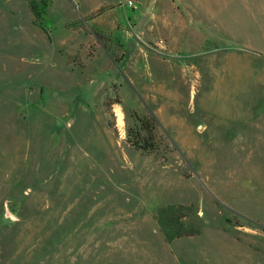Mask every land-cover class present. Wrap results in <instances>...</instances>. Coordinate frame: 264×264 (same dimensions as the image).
<instances>
[{
    "label": "rangeland",
    "instance_id": "rangeland-1",
    "mask_svg": "<svg viewBox=\"0 0 264 264\" xmlns=\"http://www.w3.org/2000/svg\"><path fill=\"white\" fill-rule=\"evenodd\" d=\"M166 1L183 23L168 54L201 72L174 127L131 86L96 96L87 31L110 42L86 0H50L42 26L29 0H0V264H264V0ZM104 2L121 31L139 12ZM147 115L157 137L144 152L130 140ZM172 206L193 207L184 226L198 236L166 241L155 215ZM146 235L148 261L115 250Z\"/></svg>",
    "mask_w": 264,
    "mask_h": 264
},
{
    "label": "crops",
    "instance_id": "crops-1",
    "mask_svg": "<svg viewBox=\"0 0 264 264\" xmlns=\"http://www.w3.org/2000/svg\"><path fill=\"white\" fill-rule=\"evenodd\" d=\"M104 1L86 0L90 5H87L85 14L92 21L96 36L104 35L110 42L108 48L100 42L104 47L102 48L96 37L87 31L89 39L82 53L85 54V60L81 69L83 75L96 74L95 78L100 82L96 96L108 98V92H112L122 98L124 88L131 86L147 100H163L162 103L158 102V108L154 112L158 120L172 127L186 124V119L181 115L180 102L186 92L194 96L196 84L201 82V72L197 70L196 64L172 58L168 54L169 51L177 50L179 26L183 24L174 5L166 0H136L140 6L139 12L133 16V22L128 21L130 27L121 31L117 27L118 22L115 19L111 21L112 15L103 14L105 9L112 12V5ZM134 28L140 30L142 45L134 43ZM117 57L120 58L119 61ZM106 134L111 136L110 131H106ZM191 145L195 146V143ZM123 239L124 242L129 241L131 246L122 245L121 239L115 241L120 243L115 250L136 254L138 260L148 261L156 252V238L153 236H131Z\"/></svg>",
    "mask_w": 264,
    "mask_h": 264
},
{
    "label": "trees",
    "instance_id": "trees-1",
    "mask_svg": "<svg viewBox=\"0 0 264 264\" xmlns=\"http://www.w3.org/2000/svg\"><path fill=\"white\" fill-rule=\"evenodd\" d=\"M50 6V0H29L30 11L35 18V22L42 26L44 16ZM140 124V132H138L132 145L141 151H154V140L157 137L156 120L153 115H147L142 118H137ZM145 138L142 140V134ZM193 207L172 206L160 209L155 215V221L160 227L167 242H173L176 239L184 237H195L200 234L198 228H187L184 226V221L192 213Z\"/></svg>",
    "mask_w": 264,
    "mask_h": 264
},
{
    "label": "clouds",
    "instance_id": "clouds-1",
    "mask_svg": "<svg viewBox=\"0 0 264 264\" xmlns=\"http://www.w3.org/2000/svg\"><path fill=\"white\" fill-rule=\"evenodd\" d=\"M112 109L116 115L117 127L122 130L124 128V121H125V115H124L122 106L119 104H113Z\"/></svg>",
    "mask_w": 264,
    "mask_h": 264
},
{
    "label": "built area",
    "instance_id": "built-area-1",
    "mask_svg": "<svg viewBox=\"0 0 264 264\" xmlns=\"http://www.w3.org/2000/svg\"><path fill=\"white\" fill-rule=\"evenodd\" d=\"M124 6H128V7L132 8L133 10L139 9V5H138L137 1H135V0H125Z\"/></svg>",
    "mask_w": 264,
    "mask_h": 264
},
{
    "label": "water",
    "instance_id": "water-1",
    "mask_svg": "<svg viewBox=\"0 0 264 264\" xmlns=\"http://www.w3.org/2000/svg\"><path fill=\"white\" fill-rule=\"evenodd\" d=\"M5 217L11 221L15 220V218L10 214L9 211H6Z\"/></svg>",
    "mask_w": 264,
    "mask_h": 264
}]
</instances>
